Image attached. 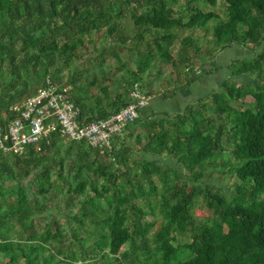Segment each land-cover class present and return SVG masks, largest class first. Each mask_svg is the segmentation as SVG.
Masks as SVG:
<instances>
[{
	"label": "trees",
	"instance_id": "16d2710c",
	"mask_svg": "<svg viewBox=\"0 0 264 264\" xmlns=\"http://www.w3.org/2000/svg\"><path fill=\"white\" fill-rule=\"evenodd\" d=\"M235 46L251 56L216 90L172 111L148 102L110 147L53 131L0 150V264H264V0H0L2 126L48 80L86 120L135 84L174 100ZM81 61L62 83L61 63Z\"/></svg>",
	"mask_w": 264,
	"mask_h": 264
},
{
	"label": "built area",
	"instance_id": "2783aa9c",
	"mask_svg": "<svg viewBox=\"0 0 264 264\" xmlns=\"http://www.w3.org/2000/svg\"><path fill=\"white\" fill-rule=\"evenodd\" d=\"M136 85L126 106L106 118L86 120L80 117V107L48 80L46 86L21 106L11 107L17 115L5 126L0 125V150L20 153L28 144L38 143L53 131L64 139L85 140L94 147H110L111 137L120 133L125 123L135 119L138 110L149 102Z\"/></svg>",
	"mask_w": 264,
	"mask_h": 264
},
{
	"label": "rangeland",
	"instance_id": "374dc122",
	"mask_svg": "<svg viewBox=\"0 0 264 264\" xmlns=\"http://www.w3.org/2000/svg\"><path fill=\"white\" fill-rule=\"evenodd\" d=\"M195 4V3H193ZM125 24H126V29L128 31H131L134 26L132 25V22L131 20L129 19H126L125 18ZM212 22L209 23L208 26H211ZM210 28V27H209ZM211 32H208V36L210 35ZM90 38L92 40V42L95 43L96 46H99L100 42L97 40V33L96 32H93L91 35H90ZM179 46V43L176 42L172 47H171V50L172 52H176L177 48ZM85 48H83L84 50ZM234 49H237L238 53L235 54L234 56H236L237 58L239 57H249L251 56V54H249V52L245 51V50H240V47L238 46H235ZM89 51V50H87ZM226 49L223 50L221 52V55L222 53H225ZM218 56L217 55V60H216V64L219 66L218 70L214 73H210V74H204L202 75V69H199V70H195L194 73L192 74V77H196V76H199L197 78V80H195L194 82H192V84L188 87V88H185L184 89V92L185 93H182L180 91L177 92L176 96H175V100H169V101H162L161 99L159 98H154L152 99L154 101L153 105H157L159 106L160 108H163V109H166L168 111H172L173 109L176 108V106H179L181 105L182 107L185 105V103L187 102H194L198 97L200 96H204L206 95L207 93L213 91V90H216L218 88V86H220V82L225 78V76L227 75V71H226V63L225 60L226 58L228 57L227 55L225 56V59H223V55L222 56ZM234 57V58H236ZM228 60V59H227ZM106 61L107 63L110 65V68L111 69H114L115 65H116V61L113 57H109L107 56L106 57ZM60 65V64H59ZM84 64L83 62L81 61L79 67L76 65H73L72 62H69L68 65H66L65 63H61L60 67H61V76H62V83H66L65 82V79H66V75L68 72L74 70L75 68H81L83 67ZM207 68V66L205 67ZM164 71H165V75L163 77V79L161 80V84L162 85H165V84H168L169 83V77H168V74L169 72L172 71V67L171 65H167V66H164L163 67ZM56 70V67H54L52 69V71H55ZM67 84V83H66ZM160 83H157L155 82V85L156 86H161ZM91 91L93 93L96 92V88H92ZM247 101L251 100V97H247L245 98ZM174 101V102H173ZM160 163L163 164V165H168V166H172V167H177L178 165L175 163V160H173L172 158H166V159H162L160 160ZM179 171L181 172V169L178 167ZM220 185H222L223 187H226V184L224 182L220 183ZM230 193V192H228ZM198 214H202L201 211H197Z\"/></svg>",
	"mask_w": 264,
	"mask_h": 264
},
{
	"label": "crops",
	"instance_id": "0c3cea01",
	"mask_svg": "<svg viewBox=\"0 0 264 264\" xmlns=\"http://www.w3.org/2000/svg\"><path fill=\"white\" fill-rule=\"evenodd\" d=\"M238 53V51H237V49H234V47L233 48H227L226 49V51H225V53H222V55H223V59H225V56L227 55L228 57L226 58V60H225V62L224 63H228L229 62V60L230 59H232V58H234V57H236V56H234L235 54H237ZM221 55V53H219L218 54V56H220ZM221 55V56H222ZM228 59V60H227ZM227 63H226V65H227ZM216 72V71H215ZM214 73V72H213ZM180 92H182V93H185L184 92V89L182 90V91H180ZM175 100V99H174ZM153 103H154V101L151 99L150 101H149V111H151V108H153ZM188 103V102H187ZM186 104V103H185Z\"/></svg>",
	"mask_w": 264,
	"mask_h": 264
}]
</instances>
